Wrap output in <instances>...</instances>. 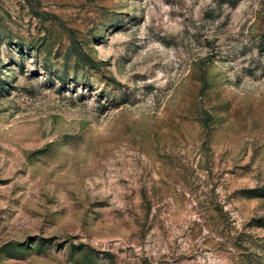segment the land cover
<instances>
[{
	"label": "rangeland",
	"instance_id": "rangeland-1",
	"mask_svg": "<svg viewBox=\"0 0 264 264\" xmlns=\"http://www.w3.org/2000/svg\"><path fill=\"white\" fill-rule=\"evenodd\" d=\"M263 223L264 0H0V264H264Z\"/></svg>",
	"mask_w": 264,
	"mask_h": 264
},
{
	"label": "trees",
	"instance_id": "trees-1",
	"mask_svg": "<svg viewBox=\"0 0 264 264\" xmlns=\"http://www.w3.org/2000/svg\"><path fill=\"white\" fill-rule=\"evenodd\" d=\"M88 64H89V65H93L92 62H90V61L88 62ZM261 225H262V227H264V223L261 224Z\"/></svg>",
	"mask_w": 264,
	"mask_h": 264
}]
</instances>
